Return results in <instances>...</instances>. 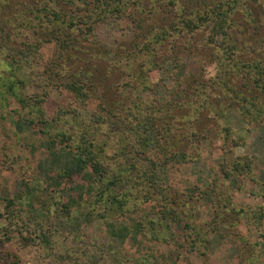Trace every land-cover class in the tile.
Listing matches in <instances>:
<instances>
[{"label": "rangeland", "instance_id": "1", "mask_svg": "<svg viewBox=\"0 0 264 264\" xmlns=\"http://www.w3.org/2000/svg\"><path fill=\"white\" fill-rule=\"evenodd\" d=\"M17 1L0 0V7L10 5L0 15V264H264V0H235V6L247 7L249 16L240 10L239 22L248 29L232 27L226 40L217 35L210 47L203 40L206 33L188 37L184 21L209 15L211 3L218 7L232 0H111L118 1L116 10H103L87 22L88 13L75 15L77 2L56 0L65 4V15L45 25L20 15L14 16L16 23L8 21ZM84 1L91 12L95 3L102 4ZM58 34L66 38L60 41ZM223 41L234 50L222 53L228 61L216 64ZM248 42L253 47L244 48ZM24 44L34 48L26 62L15 56L18 49L26 51ZM249 63L261 75L255 78L258 85L249 79L243 90L255 98L250 97L252 104L229 106L226 90L239 91L246 81L240 68ZM77 83L82 84L78 93ZM200 84L205 89L198 95ZM183 93L194 105L183 112L187 128L164 146L185 150L189 162L165 165L167 198L146 183L138 186L139 194L131 189V196L127 183L124 191L117 188L127 203L119 211L113 203L112 215L100 220L87 216L92 204L86 212L90 197L77 187L86 185L78 177L60 181L70 204L55 188L45 190L55 171L39 170L43 145L52 139L44 122L61 112L76 115L73 136L67 133L71 146L78 132H98L96 139L106 141L102 128L108 130V124L98 120L95 131L93 122L98 116L106 122L108 112L117 138L164 110L178 127L176 107L184 102ZM189 132L194 142L182 139ZM118 147L110 142L101 156L113 162L110 155ZM126 155L139 167L146 159L160 161L152 150ZM118 161L125 163V156ZM25 193L31 195V208L16 199ZM9 200L14 203L10 215L3 212ZM40 228L52 235L48 245L36 238Z\"/></svg>", "mask_w": 264, "mask_h": 264}, {"label": "trees", "instance_id": "2", "mask_svg": "<svg viewBox=\"0 0 264 264\" xmlns=\"http://www.w3.org/2000/svg\"><path fill=\"white\" fill-rule=\"evenodd\" d=\"M4 1L5 3L8 2V0ZM73 1L79 4V9H77L78 12H76L75 15L80 14V17L83 18L84 15L88 13V15L85 17L86 22L91 19L92 16L93 18L95 17L97 19L99 13L103 10L104 12L109 9L116 10V6H119L117 4L118 1L102 0V2H100L102 4H99L98 2L95 3V7L93 5V10L91 12V9L89 8L90 5H88L89 3H86L84 0H70L67 4H73ZM17 2V5H15L14 7L15 10L10 13L7 18V20L12 23H16L17 19H15L14 16L17 17V15H20L21 18L28 23H32V21L35 20L38 22L39 25H45V23H49V21H58L65 15V4L60 1L44 0L42 3H39L38 0H18ZM168 2L172 4L170 0H168ZM235 4V0H232V2H226L225 5L219 4L218 7L215 4L211 3L212 6L206 8V11L209 12V15L203 17L201 15L198 16V14H196V16L193 17L191 20L188 19L184 21L185 25L183 24V26L185 28V34L188 37H194L195 35H200L201 33L205 35L206 33L203 40L205 41L204 43L208 44L210 47L212 45L214 46V37L217 35H221L222 38H225L226 40L229 29H231L232 27L237 28L241 26V28L247 30L248 26L245 23H242L243 25H241V22H239V19L241 20L242 17V15H240V10H243L246 16H249V14L246 12L247 7L242 8L241 5L235 6ZM8 5L4 4L3 7H0L1 17L3 16V11L6 10ZM33 7L34 9H32ZM38 14L40 17L38 16ZM9 18L12 19L10 20ZM248 22H250V19L248 20ZM77 23H79V21ZM4 32L6 33V30ZM160 34H166V31H161ZM57 36H59L57 37V39H59L60 41H63L66 38L63 34H58ZM160 38H162V36ZM244 44L246 45L244 46V48L253 47L251 46L252 43L250 42ZM178 46L180 47V45ZM23 47L26 48V51L23 52L18 49V51L15 52V56L18 59L24 58L22 62H26V58L32 54L31 52L32 50H34V48L31 44H24ZM186 48H188L187 45ZM218 49L220 53L218 55V61L215 62L216 64L220 62L222 58V53H226L227 51H233L234 47L228 45L225 41L224 44L221 43V45L218 46ZM62 51L63 50H59V53ZM229 57L230 56L228 55L227 59H225L223 55L222 61H228ZM259 61L257 62L258 64ZM252 63H249L248 65L242 64L240 68V70L244 72L243 75H246V81L239 87V91L235 93L237 89L233 87H231L229 91L226 90L228 94L224 97V99L227 101V104L229 106H233L234 104L239 103L252 104V99H250V97H255H253L252 95H248L247 90H243L246 88V86H248L247 80L249 79H252V85L259 84V81L255 78L257 75H261V73L256 69V67L254 66L255 64L253 65ZM232 66H234V64L230 65V67ZM224 83L225 81L223 80L222 84ZM214 84L221 85L219 81L215 82ZM80 88L82 89V84L77 83V86L75 85V90H73L78 93V91L80 92ZM204 89V86L200 84V86L195 88V91H197V94L199 95V93H201V91L203 92ZM181 97L184 102H181L180 106L178 105L176 107L177 112L179 113L177 114L175 119L176 122L181 124L178 127H175V125H172V123L168 122L169 116L166 113L167 111L164 110L155 119H153L154 117H145V119L143 120H138L136 124L127 128L126 132H128V135H126L125 137L119 135V137L117 138L115 131H118L116 128L120 124L116 123V126L112 125L116 129L115 131L113 129L112 133L111 129L109 128V125L111 126V123L113 124L112 114L110 112L106 114V122L104 123L101 122V117L98 116L97 119L95 118L96 120L93 122V128L95 131L98 130L99 121L102 126L108 124V130L104 129L105 127L102 128L103 131H106V141L96 139L95 135L98 132L93 134H80L78 132V134H76L77 137H74L75 141L72 146L68 145L67 139L69 138V135L71 133H74L72 131V127L75 124L74 118H76V115H72V113L70 112H61L60 114H57L54 118H52L53 120H50L48 123L44 122L45 127L48 128L46 133H48L52 137V139L47 140V146L43 145V149L45 150V152H43V160L39 163V170H41L42 167L48 166L49 171H55V176L53 175L50 178V183L45 185V190H48V186L55 188L56 191H60L67 196V203L70 204L73 202V199L71 198V196L67 195L65 188H60V181L62 180L67 182L73 177H78L81 183H85L86 185L84 186L80 184L77 187L80 191H84L83 193H85L87 197L89 196L90 198H92H87L86 200V212L88 205L90 203L92 204V208L90 210L91 213L87 212V216L92 217L96 215L100 220L108 219L109 217L107 216V214H109L110 216L112 215L114 209L111 212L108 209L113 203L117 207L118 211L119 209L121 210V208H123V206L127 203V201L123 200L122 198V192H120L121 194L119 196V191L117 190V188H119L124 191V187L127 183L130 185L127 186L126 190L128 191L127 193L131 196L133 194L132 192H130L131 189L139 194L141 191L138 190V186L146 183L148 190H153V192H155V194L161 197L163 200L164 198H167V195L164 193L165 190L162 188V182L164 181L163 179L165 173V165L168 163H183L187 161L189 162L188 155L185 150L176 147L174 144L171 145L168 150H166L164 146V143L167 144L171 140L176 139V131L184 132L187 128L188 115L183 114V112L186 111L185 109H190L189 111H191V108L194 105H190L191 103H189L188 101L189 96L187 94L183 93ZM193 112H195V109H193ZM190 116L192 117L193 115L190 114ZM123 120L126 119L123 117ZM67 126H69L68 128L70 129H68ZM124 126L126 127V125ZM51 131H53L52 134L50 133ZM107 131L111 132L112 134L110 135ZM67 133L70 134L68 135ZM71 135L73 136V134ZM198 135L199 134H196V137L194 139L196 143L199 142L197 141L199 138ZM115 137L116 139H114ZM87 138H89V140H87ZM192 138L193 137L191 136V132L182 135V139L186 141L192 140ZM202 138L203 137H200V139ZM82 139L84 142L82 141ZM80 141L83 142L81 145H79ZM113 141L115 143H118L119 147L116 149L115 152L110 155L112 160H114L112 162L107 161L101 156V154L103 152L102 148L106 147L107 144ZM121 142L122 144H120ZM56 143L57 145H55ZM192 145L194 144L190 143V146ZM147 150L155 151L160 161L155 162L146 159V164L142 167H139L140 163H138L137 161L134 163L133 161L135 158L131 160V157L126 155V153L130 151H132V154L134 156L143 155ZM90 152H93V154L90 156H86ZM158 154L161 157L158 156ZM124 156L125 163H122V161H118L120 157ZM44 163L45 166H43ZM109 163H114L115 167H108ZM135 172H138V174L136 175L137 177L132 179V173ZM108 187H110L109 193L104 195V190L106 189L108 192ZM144 194L146 195L147 192H145ZM30 196L31 195L29 193H25L23 194V197L18 196L16 199H22L24 204L27 207L31 208L32 199L30 198ZM77 198L81 200V197ZM65 208L66 207H62V209L64 210ZM67 209L68 208H66V210ZM13 211L14 203L10 200L6 201L3 205V212L10 215L11 213H13ZM96 211H99V213H96ZM55 218L59 220L56 215ZM10 219L13 218L10 217ZM49 237H52V235H50L48 232H43L40 228L39 234L36 238H39L41 244L48 245Z\"/></svg>", "mask_w": 264, "mask_h": 264}]
</instances>
